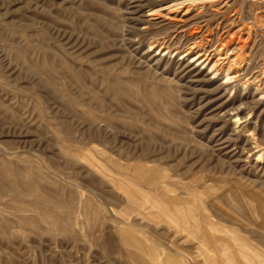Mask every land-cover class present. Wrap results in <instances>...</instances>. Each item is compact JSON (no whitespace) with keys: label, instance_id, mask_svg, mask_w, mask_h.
<instances>
[{"label":"rangeland","instance_id":"374dc122","mask_svg":"<svg viewBox=\"0 0 264 264\" xmlns=\"http://www.w3.org/2000/svg\"><path fill=\"white\" fill-rule=\"evenodd\" d=\"M0 264H264V0H0Z\"/></svg>","mask_w":264,"mask_h":264},{"label":"bare ground","instance_id":"6f19581e","mask_svg":"<svg viewBox=\"0 0 264 264\" xmlns=\"http://www.w3.org/2000/svg\"><path fill=\"white\" fill-rule=\"evenodd\" d=\"M152 0H148V2H151ZM128 20V19H127ZM123 30V29H122ZM128 30V29H127ZM123 32H125L126 33V29L125 30H123ZM129 33V32H128ZM127 33V35H129ZM123 34V33H122ZM126 34L125 35H123L122 37H120V39H119V43L121 44V45H127L128 43H129V41L127 40V39H125L124 37L125 36H127ZM131 43V42H130ZM150 45V47L152 46V43L151 44H149ZM159 45H161V44H159ZM125 47V46H124ZM130 49V48H129ZM106 74V73H105ZM108 74V73H107ZM158 90H160V89H158ZM126 92H127V90H123L122 91V93H121V95H125L126 94ZM163 92H164V90H163ZM167 91H165V93H166ZM114 95H116L117 97H120V96H118V94H114ZM126 95H128V94H126ZM141 95H144V94H141ZM147 96L146 95H144V98H146ZM113 115V114H112ZM109 123H112L111 121H109ZM91 125V124H90ZM113 130H115V129H113ZM110 131H107V130H104V132H103V134L105 135V137H109V135H111L110 133H109ZM119 134V132H115V135L117 136ZM104 137V136H103ZM112 139V138H111ZM109 140V139H108ZM144 147V146H143ZM145 148V147H144ZM149 150V149H148ZM48 218H49V216H48ZM51 219V218H50ZM169 222L171 223L170 224V226H171V228L172 229H175V227H177L176 225H175V223H174V221H172V219H171V217H169ZM52 223H54V221L53 220H50ZM172 221V222H171ZM190 228H192V227H188V228H186V227H181V230H184V231H186V230H189ZM234 249V248H233ZM243 257V256H242Z\"/></svg>","mask_w":264,"mask_h":264}]
</instances>
